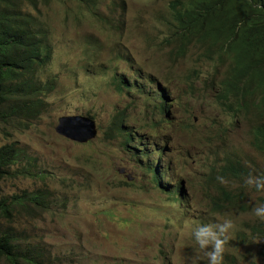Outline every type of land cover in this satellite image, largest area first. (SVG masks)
I'll use <instances>...</instances> for the list:
<instances>
[{"label":"rangeland","instance_id":"rangeland-1","mask_svg":"<svg viewBox=\"0 0 264 264\" xmlns=\"http://www.w3.org/2000/svg\"><path fill=\"white\" fill-rule=\"evenodd\" d=\"M102 1L106 6L100 7L101 20L89 12L94 0L82 5L70 0L20 2L22 10L45 24L49 32L53 55L39 77L43 84L51 83V89L45 96V111L30 119L27 128L17 126L20 120L0 124V148L15 144L24 158L11 172L30 173L0 181V195L41 193L44 207L18 208L11 223L0 222V229L8 231L24 250L30 248L44 264H208L192 236L201 207L197 212L174 209L163 194L154 192L142 162L118 156L102 137L116 110L128 108L129 113L139 115L145 106L134 89L116 94L109 86L110 74L124 70L115 56L136 60L137 69L158 82L166 71L179 80L194 70L193 91L183 101L190 119L207 128L209 138L216 136L224 120L212 106L213 89L204 81L212 67L195 47L184 60L170 65L168 55L174 47L146 40L147 34L161 39L165 33L167 0H126L123 19L121 9L108 6L112 0ZM133 80L130 77L129 82ZM170 82L175 92L185 91L173 78ZM87 115L95 118L100 138L81 145L56 134L60 117ZM233 140L230 149L244 156L239 159L264 167L263 155L252 154L243 138ZM202 147L225 152L217 140L213 144L206 140ZM206 156L203 152L202 158ZM118 168L131 176L128 183ZM258 174L264 177V170L254 171L253 179ZM262 196L263 187L249 188L246 202L257 207L263 203ZM253 209L247 215L231 209L226 219L232 226L237 220L260 219ZM224 235L220 264H253V239L240 244L237 229L231 227ZM256 262L264 264L261 258Z\"/></svg>","mask_w":264,"mask_h":264},{"label":"clouds","instance_id":"clouds-1","mask_svg":"<svg viewBox=\"0 0 264 264\" xmlns=\"http://www.w3.org/2000/svg\"><path fill=\"white\" fill-rule=\"evenodd\" d=\"M70 1L82 5L91 0ZM191 1L197 5L201 0H167L168 19L164 24L165 33L161 39L152 34H147L145 38L150 43L157 41L160 45L174 47L168 55L170 65L184 60L193 47L201 51V58L212 67L204 79L207 88L214 91L212 106L224 117L216 136L207 137L208 129L190 119V111L183 101L184 96L190 95L193 91L191 75L194 74V70L179 80L174 78L172 71L169 70L164 72L158 82L154 80L152 74L137 69L136 60L130 59L127 55H118L114 61L124 70L110 74L109 86L114 88L113 92L116 94L128 93L134 89L135 92H139L145 106L139 115L129 113L128 108L116 110L105 125L102 138L109 146L116 148L118 156L122 157L125 154L128 158L134 159L135 163L141 161V168L147 173L150 184L154 186V192L163 194L166 202L175 205L174 209L197 212L201 207L198 214L200 218L196 222L197 227L193 229L192 236L199 248L204 250L208 264H220L223 243L227 239L224 232L230 227L232 230L237 229L236 240H239L240 244H250L253 239L255 254L252 262L257 264L259 258L264 262V177L260 174L255 179L253 177L254 171L262 173L264 167L261 168L259 163L249 159L243 162L238 156H244L238 151L231 150L230 145L234 137H240L252 154L257 152L264 156V67H255L251 64L258 56L264 55L263 39L260 32H246L241 39L231 44L232 49L226 48V40L212 37L207 40L201 39L191 32L193 31L191 16L184 9ZM206 1L215 11L220 8V0ZM31 3L36 5V0H32ZM125 4L126 0H120L118 3L112 0L108 6H115L116 10L121 9L120 15L123 19L126 12ZM104 6L106 5L102 0H94L93 9L89 10L92 17L103 19L104 14L100 7ZM119 24H122V21H119ZM48 33L45 24L37 19L31 32V46L40 53L36 62L40 64H35L32 73L34 87L44 85L39 73L53 55ZM182 34L187 36L188 44L184 53L180 54L177 52V40ZM252 39L261 45L259 50ZM130 74L135 76H129ZM130 77H134L132 83L129 82ZM170 78L174 79V84L179 83L185 87V91L175 92L172 89L173 85L170 84ZM46 86L48 90L41 98L45 108V96L51 89V83H47ZM63 117H79L81 123L82 119H86L94 125L93 137L84 142H71L85 145L100 138L96 120L91 115ZM27 123L30 124V121L20 119L17 126L20 129L27 128L28 126L25 127ZM56 134L64 138L63 135L57 132ZM206 140L212 144L215 140L219 141L225 148L224 154H221L219 149L214 148L213 152L203 148ZM10 145H14V148L20 151L17 145ZM203 152L207 153L205 159L202 158ZM20 158L24 159L21 155ZM117 172L124 174L125 183L131 179V176H127L119 168ZM252 187L255 191L263 187L261 198L263 203L257 207L246 202L249 188ZM32 194H36L35 205L39 206L38 209L43 208L42 194ZM29 195L27 193L26 198ZM27 200L24 202L28 203ZM160 208L162 210V207ZM231 209L241 211L244 215L253 209V214L260 219L245 218L235 221L232 226V222L226 219ZM14 242L18 244L17 241ZM209 245L210 248L207 247ZM20 248L24 250L21 246ZM28 250L33 255L32 250L30 248ZM34 259L39 262V258Z\"/></svg>","mask_w":264,"mask_h":264},{"label":"trees","instance_id":"trees-1","mask_svg":"<svg viewBox=\"0 0 264 264\" xmlns=\"http://www.w3.org/2000/svg\"><path fill=\"white\" fill-rule=\"evenodd\" d=\"M204 1L207 2L201 0L197 5L191 1L184 7L191 16V32L203 40L211 37L226 40L228 49H232L231 44L241 39L246 32H260L264 49V0H220L217 11ZM20 2L21 0H0V124L5 125L20 119L30 121L43 112L45 103L41 98L48 90L46 84L36 87L32 84L33 68L40 54L38 49L31 46V32L37 19L24 12ZM252 41L259 50L261 45L253 39ZM177 42V52L183 54L188 44L187 36L179 35ZM39 64L40 62L36 65ZM251 64L264 67V55L258 56ZM20 155L14 145L0 148V181L20 174L30 176L27 170L23 174L22 171L11 172L19 162ZM26 195L27 193L11 197L0 195V222L11 223L18 208H26L29 203L36 204V194H30L27 198ZM14 241L16 240L8 231L0 229V261L7 264H44L36 261L30 250H21Z\"/></svg>","mask_w":264,"mask_h":264},{"label":"water","instance_id":"water-1","mask_svg":"<svg viewBox=\"0 0 264 264\" xmlns=\"http://www.w3.org/2000/svg\"><path fill=\"white\" fill-rule=\"evenodd\" d=\"M82 120L81 123L79 117H61L55 131L70 141L84 142L93 137L94 125L86 119Z\"/></svg>","mask_w":264,"mask_h":264}]
</instances>
